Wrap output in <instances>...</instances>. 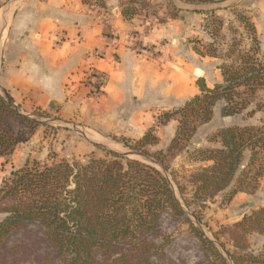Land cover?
Returning <instances> with one entry per match:
<instances>
[{
  "label": "trees",
  "instance_id": "obj_1",
  "mask_svg": "<svg viewBox=\"0 0 264 264\" xmlns=\"http://www.w3.org/2000/svg\"><path fill=\"white\" fill-rule=\"evenodd\" d=\"M120 2L127 20L141 10L148 16L153 3ZM168 3L169 13L178 17L181 10L171 0ZM202 13L207 15L203 28L213 40L205 44L206 51L195 50L222 61L217 66L222 80L210 87L201 78L199 94L160 115L159 124L171 119L178 122L167 153L147 152V145L159 139L152 129L135 144L125 146L154 157L167 170L166 158L185 151L188 161L204 165L181 175L173 170L169 178L150 163L112 150L83 159L27 162L0 184V264H153L152 259L160 260L170 243L171 236L163 231L165 219L176 229L187 225L213 264H264V242L257 253L246 251L249 234L264 237V207L228 229L239 250L228 252L230 260L196 224L202 223L208 201L220 196L227 203L239 192L254 194L263 189L264 181V117L259 124L222 127L212 139L220 143L218 147H189L199 127L210 122L216 110L225 118L244 114L253 118L264 112V52L254 21L237 11L248 47L238 50L234 43L219 54L214 38L217 29L211 27L223 21L216 11ZM37 126V121L0 94V157L27 142Z\"/></svg>",
  "mask_w": 264,
  "mask_h": 264
},
{
  "label": "rangeland",
  "instance_id": "obj_2",
  "mask_svg": "<svg viewBox=\"0 0 264 264\" xmlns=\"http://www.w3.org/2000/svg\"><path fill=\"white\" fill-rule=\"evenodd\" d=\"M3 1L0 0V3ZM24 1H5L4 8L0 10V76L5 61L16 62L22 58L33 57L43 65L41 75L48 76L47 83L41 86L49 88L50 91L47 95L43 93L45 96L40 102L35 99L39 95L30 93L31 91L18 103L13 99L20 112L37 121L38 126L27 142L20 143L12 154L0 157V184L12 170L34 160L52 162L83 159L91 153L104 155L110 149L121 153L129 152L131 149L125 144H135L151 129L159 139L156 144L147 145V152L151 155L158 151L167 153L178 122L171 119L166 124H159L160 115L181 107L186 100L199 94L198 82L201 78L210 87L222 80L221 72L217 68L222 61L219 58L202 56L195 50L199 48L206 51L205 44L213 40L203 28L207 18L205 13L182 8L178 17H173L169 13L168 0H152L150 14L146 19L145 11L141 10L140 14L144 19L135 18L128 28L114 29L112 26L116 25L114 17L119 13L118 5L122 8L120 0H107L108 4L104 0H80L85 4L87 13L95 15L99 22L110 26V30L105 29L104 35L112 47L108 50V45L105 47L100 44L90 49L86 54L87 63H84L80 78L68 83L63 81L61 84L59 80L62 76L59 78V74L63 73V69L60 70L55 64L50 67L48 63L45 65L44 61H48L39 55L36 47H32L37 46L30 37L32 24L26 25L25 21L21 31L15 23L16 14ZM253 1L233 0L232 8H235V13H232L231 7L215 10L216 16L223 21L221 26L211 27L213 30L217 29L214 38L219 54H225L234 43L238 44V50L248 47L249 40L236 13L243 12L254 20L256 9L252 5ZM8 12L9 18L6 16ZM152 12H156V15H152ZM55 31L53 37L48 35L51 39L50 46L59 47L66 39V30L58 28ZM260 42L264 52V44ZM108 59L116 67L123 65L119 66L122 78L111 80L110 70L99 65ZM196 69L202 70V74H196ZM28 73H31V69ZM1 88L9 92L0 83V94L4 95ZM55 90L61 94L55 93ZM28 96H31L30 100ZM262 96L264 97V93ZM262 117L264 112L253 118L245 114L225 118L216 110L213 119L199 127L189 147L191 150L218 147L220 143L212 139L222 127L259 124ZM144 156L150 160L140 156L131 157L156 166L169 178H172L173 170H179L181 175L204 165L202 162L188 161L187 151L168 156L165 161L169 166L168 170L154 157ZM262 188L254 194L239 192L227 203H222V197L217 196L203 208L202 223L196 224L206 232L228 260V252L236 250L228 229L244 215L264 207V181ZM251 200L254 204L250 203ZM192 219L195 220L194 217ZM187 228V225H183L176 229L169 220H164L163 231L171 239L163 248L164 254L160 260L152 259L153 264H213L203 255L198 240ZM263 242V236L249 234L246 251L257 253ZM44 254L42 251L40 255Z\"/></svg>",
  "mask_w": 264,
  "mask_h": 264
},
{
  "label": "crops",
  "instance_id": "obj_3",
  "mask_svg": "<svg viewBox=\"0 0 264 264\" xmlns=\"http://www.w3.org/2000/svg\"><path fill=\"white\" fill-rule=\"evenodd\" d=\"M5 1L9 0L0 3V10L4 8ZM104 1L107 2V0ZM252 5L256 9L253 21L256 25L257 35L264 44V0H254ZM118 11V15L114 17L116 25L112 26L114 29L115 27L128 28L135 18H143L142 14H137L129 20L125 19L120 5H118ZM9 14V12L6 13L7 18H9ZM106 15L109 16V14ZM144 17L146 19L148 16L145 15ZM25 21L26 25L30 23L33 26L30 37L37 46L32 47H36L39 55L41 54L42 58L44 57L48 61H44V64L48 63L49 67L55 64L60 70L63 69V73L59 74V78L62 76V79L59 80L61 84H63V81L68 83L72 80L77 81L80 78V72L87 63L86 54L90 49L100 44L105 47L108 45V50L112 47L111 42L105 40L106 36L104 35L105 29L106 31L110 30V26L99 22L95 15L87 13L85 4H82L80 0H25L15 17V23L21 31ZM106 24H109V22H106ZM58 28L66 30V39L59 47H52L48 35L53 37L55 30ZM99 65L110 70L112 73L111 80L122 78V72L119 69L120 65L123 66L122 64L116 67L108 59ZM42 66L33 57L22 58L16 62L5 61L1 71L0 83L9 90L11 97L17 103L24 100L25 95L29 94L30 91V93L39 95V98L35 99L40 102L44 99L45 95L43 93L47 95L50 91L49 88L41 86L46 84L48 80L46 74L41 75ZM30 69L31 73H28ZM53 83L55 85L56 81L54 80ZM55 93L61 94L58 90H55ZM46 98H49V96ZM30 99L31 96H28V100Z\"/></svg>",
  "mask_w": 264,
  "mask_h": 264
},
{
  "label": "water",
  "instance_id": "obj_4",
  "mask_svg": "<svg viewBox=\"0 0 264 264\" xmlns=\"http://www.w3.org/2000/svg\"><path fill=\"white\" fill-rule=\"evenodd\" d=\"M171 1L180 10L182 8H186V9H190V10L195 11V12H197V11H199V12H202V11H215V10H218V9H226V8H229V7L232 8V6L234 4L233 0H227V1L218 2V3L217 2H214V3H206V4H191V3H186V2L181 1V0H171ZM1 89L3 91L4 96L8 100L14 102L13 98L11 97V95L9 94L8 91H6L3 88H1ZM14 105L17 107V105L15 104V102H14ZM112 151H114V150H112ZM115 152H117V151H115ZM118 153H120L122 155H125V156H128V157H131V156H140V157H142L145 160H150L148 157L142 155L139 152L133 151V150H131L129 152H125V153H121V152H118ZM250 203L251 204H254L253 200H251Z\"/></svg>",
  "mask_w": 264,
  "mask_h": 264
},
{
  "label": "bare ground",
  "instance_id": "obj_5",
  "mask_svg": "<svg viewBox=\"0 0 264 264\" xmlns=\"http://www.w3.org/2000/svg\"><path fill=\"white\" fill-rule=\"evenodd\" d=\"M5 31H6V29H5ZM5 31H4V32H5ZM195 73L201 75V74H202V70H200V69H196V72H195Z\"/></svg>",
  "mask_w": 264,
  "mask_h": 264
}]
</instances>
